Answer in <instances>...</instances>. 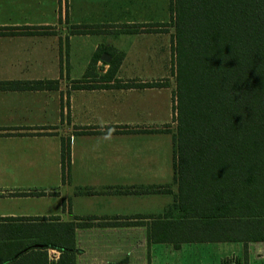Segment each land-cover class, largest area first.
I'll list each match as a JSON object with an SVG mask.
<instances>
[{
    "label": "crops",
    "instance_id": "0c3cea01",
    "mask_svg": "<svg viewBox=\"0 0 264 264\" xmlns=\"http://www.w3.org/2000/svg\"><path fill=\"white\" fill-rule=\"evenodd\" d=\"M170 5L0 0V264H70L56 245L71 243L75 264H264V241L163 227L179 218ZM116 50L123 57L105 81ZM35 81L45 84H9ZM35 157L61 174L50 180Z\"/></svg>",
    "mask_w": 264,
    "mask_h": 264
},
{
    "label": "trees",
    "instance_id": "16d2710c",
    "mask_svg": "<svg viewBox=\"0 0 264 264\" xmlns=\"http://www.w3.org/2000/svg\"><path fill=\"white\" fill-rule=\"evenodd\" d=\"M170 11L179 218L163 227L186 230L185 239L201 232L204 239L264 241V0H171ZM122 57L110 62L103 80H112ZM9 84L37 88L45 83ZM70 151V137H62L63 182ZM68 226L73 239L77 225ZM56 246L75 264L74 243Z\"/></svg>",
    "mask_w": 264,
    "mask_h": 264
},
{
    "label": "rangeland",
    "instance_id": "374dc122",
    "mask_svg": "<svg viewBox=\"0 0 264 264\" xmlns=\"http://www.w3.org/2000/svg\"><path fill=\"white\" fill-rule=\"evenodd\" d=\"M172 25L174 26L173 22H172ZM173 30H174V34H175V28H173ZM174 34H173V37H172V42H174ZM120 54H121V52L117 51L115 58H118L120 56ZM172 54H173V52H172ZM1 154H2V152L0 151V155ZM37 159L39 160V161L36 162L37 165H39V168L41 170H43V174H46V175L49 176L50 180H52V181L54 180L53 176L55 174H58V173L61 174V170L60 171L58 170L55 160H53V162H52V160L49 161V165H47L45 161H41L40 158L35 157V160H37ZM57 159H58V163H60V159H61V155L60 154L57 155Z\"/></svg>",
    "mask_w": 264,
    "mask_h": 264
},
{
    "label": "water",
    "instance_id": "95a60500",
    "mask_svg": "<svg viewBox=\"0 0 264 264\" xmlns=\"http://www.w3.org/2000/svg\"><path fill=\"white\" fill-rule=\"evenodd\" d=\"M102 59L107 61V62H110L111 60V55L107 54V53H104L102 54Z\"/></svg>",
    "mask_w": 264,
    "mask_h": 264
}]
</instances>
